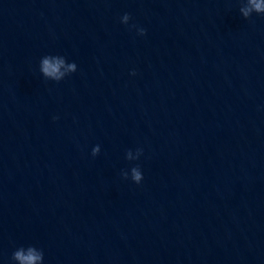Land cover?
Masks as SVG:
<instances>
[{
  "label": "water",
  "instance_id": "water-1",
  "mask_svg": "<svg viewBox=\"0 0 264 264\" xmlns=\"http://www.w3.org/2000/svg\"><path fill=\"white\" fill-rule=\"evenodd\" d=\"M240 7L0 0V264L21 246L43 264H264V15Z\"/></svg>",
  "mask_w": 264,
  "mask_h": 264
},
{
  "label": "clouds",
  "instance_id": "clouds-1",
  "mask_svg": "<svg viewBox=\"0 0 264 264\" xmlns=\"http://www.w3.org/2000/svg\"><path fill=\"white\" fill-rule=\"evenodd\" d=\"M239 12L244 19H248L253 13L264 15V0H241ZM129 19V14L125 13L121 17L120 22L128 24ZM131 27H135V25H132ZM137 31L139 35H144L145 33V30L142 28L137 29ZM64 65L65 58L63 56L46 55L40 60V72L45 78L59 82L65 76V72L62 71ZM75 68L76 64L74 62L67 65V71H73ZM98 152L99 145L93 147L92 155L95 156ZM140 154L141 150L137 149L138 157ZM125 158L127 160L131 159V150L126 152ZM121 175L124 179L129 178L128 172H122ZM131 180L137 184L142 180V173L138 166L131 168ZM11 259L15 264H43V252L34 246H28L27 248L21 246L12 253Z\"/></svg>",
  "mask_w": 264,
  "mask_h": 264
}]
</instances>
